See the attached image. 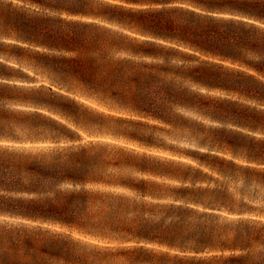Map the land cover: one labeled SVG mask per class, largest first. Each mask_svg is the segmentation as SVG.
<instances>
[{"label": "trees", "instance_id": "obj_1", "mask_svg": "<svg viewBox=\"0 0 264 264\" xmlns=\"http://www.w3.org/2000/svg\"><path fill=\"white\" fill-rule=\"evenodd\" d=\"M0 264H264V0H0Z\"/></svg>", "mask_w": 264, "mask_h": 264}, {"label": "rangeland", "instance_id": "obj_2", "mask_svg": "<svg viewBox=\"0 0 264 264\" xmlns=\"http://www.w3.org/2000/svg\"><path fill=\"white\" fill-rule=\"evenodd\" d=\"M45 82H48V81H45ZM54 88H60V86H57V85H53Z\"/></svg>", "mask_w": 264, "mask_h": 264}]
</instances>
